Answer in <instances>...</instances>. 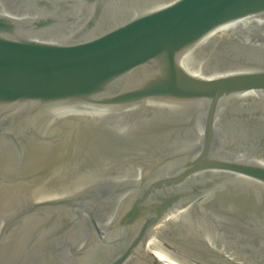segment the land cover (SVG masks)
Segmentation results:
<instances>
[{
	"label": "water",
	"instance_id": "obj_1",
	"mask_svg": "<svg viewBox=\"0 0 264 264\" xmlns=\"http://www.w3.org/2000/svg\"><path fill=\"white\" fill-rule=\"evenodd\" d=\"M264 264V0H0V264Z\"/></svg>",
	"mask_w": 264,
	"mask_h": 264
},
{
	"label": "bare ground",
	"instance_id": "obj_2",
	"mask_svg": "<svg viewBox=\"0 0 264 264\" xmlns=\"http://www.w3.org/2000/svg\"><path fill=\"white\" fill-rule=\"evenodd\" d=\"M159 264H184L178 257L175 255L167 254L157 258Z\"/></svg>",
	"mask_w": 264,
	"mask_h": 264
}]
</instances>
